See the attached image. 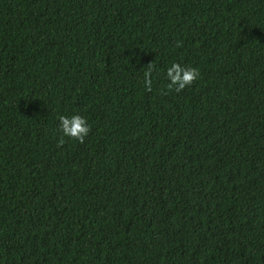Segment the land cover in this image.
<instances>
[{
    "label": "trees",
    "instance_id": "1",
    "mask_svg": "<svg viewBox=\"0 0 264 264\" xmlns=\"http://www.w3.org/2000/svg\"><path fill=\"white\" fill-rule=\"evenodd\" d=\"M0 264H264V0H0Z\"/></svg>",
    "mask_w": 264,
    "mask_h": 264
},
{
    "label": "clouds",
    "instance_id": "2",
    "mask_svg": "<svg viewBox=\"0 0 264 264\" xmlns=\"http://www.w3.org/2000/svg\"><path fill=\"white\" fill-rule=\"evenodd\" d=\"M153 70L154 67L150 66L144 73V84L148 89H150L152 85L151 74ZM198 75L199 73L196 68L191 66L185 67L173 62L166 69V76L170 81L167 87L171 89L175 86L176 91H180L184 89L185 86L190 85L193 80L197 79ZM58 120L59 127L62 129L65 136L83 142L84 137L89 132V125L83 116L75 114L71 116V118H68L67 116L60 115Z\"/></svg>",
    "mask_w": 264,
    "mask_h": 264
}]
</instances>
